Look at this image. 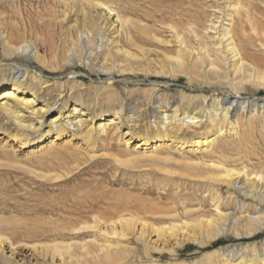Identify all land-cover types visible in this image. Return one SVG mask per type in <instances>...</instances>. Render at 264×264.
Instances as JSON below:
<instances>
[{
    "label": "rangeland",
    "instance_id": "1",
    "mask_svg": "<svg viewBox=\"0 0 264 264\" xmlns=\"http://www.w3.org/2000/svg\"><path fill=\"white\" fill-rule=\"evenodd\" d=\"M101 1L123 21L119 26L113 23V16L101 20L100 27L106 26L105 37L110 36L114 43L120 42L138 53L140 49L129 44L132 37L142 49L150 50V60H166L174 57L178 50L177 45L171 43L176 39L173 28L191 49L201 51L192 32L194 25L199 38L209 45L218 73L158 77L152 70H128L124 74L107 75L100 73V65L105 63L104 70H112L116 59L104 60L99 55L92 57L88 65L77 59L75 64L61 68L57 67L58 63H54L56 68L28 63L31 71L45 70L42 76L48 82L38 86L37 97L51 107L43 127L44 137L28 130L31 135L24 147L18 142L10 147L14 141L4 146L8 137L12 140L16 134L17 125L15 122L10 127L0 124V217L5 221L0 225V234L7 235L13 244L6 255L0 253V264H67L62 261L64 256L57 255L55 262L44 256L46 251L41 248L48 244L71 245L74 261L82 264H237L222 256L230 251L243 254L240 264H264V231L252 237L225 235L203 245L193 241L177 245L174 239L156 249L132 232L119 237L122 240L118 241L117 235L100 229L96 223L98 220L109 224L129 215L142 222L169 223L172 215L190 220L203 213L215 214L217 206L226 212H239L236 203L244 200L233 187L204 177L206 169L198 174L185 166L195 163L205 168L207 164H225L264 177V113L260 116L257 112L241 110L227 120L222 117L220 126L216 120L205 116L202 126L189 127L183 125L179 117L184 111L207 112V108L217 105V100L226 96L264 99V83L256 79L260 72L264 74V0H236L237 3L231 0ZM63 9L65 6L59 0H1L0 32L19 42L24 20L28 30L33 27V33L26 31L27 39L36 41V34L39 35L35 43L47 58L55 54L64 56L70 42L69 26L72 25L74 37L76 28L93 30L97 26L89 22V12L85 10L83 14L79 8L71 11L70 22L62 26L59 20ZM224 25L235 38L263 40L237 42L248 71L237 73L236 77L227 74L221 47L217 45ZM140 26L147 27L148 32ZM43 40L49 42V46H45ZM79 52L86 61L90 51L81 48ZM0 62V82L4 76L10 79L11 66L26 69L22 62L10 61L4 56L1 39ZM126 63L124 66H128ZM64 99L79 101L91 116L89 126L82 128L75 124L67 128V133L49 148V139L56 134V130L48 131L52 127L50 121ZM72 102L69 100V104ZM159 104L162 110L170 112L178 108L177 116L164 124L153 116ZM116 113L120 128L112 123L105 132H90L100 115ZM129 128L134 135L130 144H126L125 139L130 135L122 131ZM144 131L152 132L155 138L160 131L156 144L159 146L142 153V158L127 162V158L135 159L136 155L127 154L135 152L134 147ZM206 131L214 138L207 150L193 151L187 147L180 151L172 142L184 137L192 140L196 134ZM72 133L80 137L71 138ZM165 159L174 162L165 163ZM248 203L254 207L251 200H247ZM77 246L85 254H81ZM98 246H109L113 251L119 250V254L112 261L102 256L98 263L93 257L99 253Z\"/></svg>",
    "mask_w": 264,
    "mask_h": 264
},
{
    "label": "bare ground",
    "instance_id": "2",
    "mask_svg": "<svg viewBox=\"0 0 264 264\" xmlns=\"http://www.w3.org/2000/svg\"><path fill=\"white\" fill-rule=\"evenodd\" d=\"M231 2L237 3L236 0H231ZM59 3L65 6V9H63V13L59 20V23L62 26L65 23L70 22L72 16L71 11L74 8H79L83 14L85 13V10H87L90 14L89 22H91L94 26H97L93 30H82L80 28H76L75 37L73 36L71 30L72 25L69 26L68 40L70 42L69 46L66 47L64 56L62 55L61 57H58V54H55L51 59L47 58V55L43 54L39 48V45L35 43L36 41H39V35L36 34V41L27 39L26 31L28 30V27L24 20H22L23 32H19V42H14L11 40L9 34L0 32L4 56H6L10 61L17 63L22 62L26 68L25 71H23L21 68L11 66L10 70L12 72L10 73V79H8L7 76H4V79L0 82V124H2L4 127H10L12 122H15L17 125L16 134H14L12 140L9 138L10 136H7L9 140H6L4 146L6 143L12 144L13 141L14 144L10 145V147L15 146L17 142L22 143L20 147L28 145L31 135L28 133V130L33 131V134L39 133L43 135L41 138L44 137L43 127L46 119L48 118L51 106L48 105L46 101L39 100L37 97V89L38 86L42 85L43 83L45 84L48 81L43 80L42 74L44 75L45 73L44 69L41 70V72L36 70L31 71L30 68L27 67L29 66L28 63H40L42 65L48 66L49 68H56L54 67V63H58L57 67H65L70 63L75 64L74 61L77 59L81 64L86 62L85 64L88 65L91 63L90 60L92 57L99 55L100 58L104 60L110 59L111 57H113L112 59H116L115 62H117V64L114 65V69L112 70H104L105 63L100 65V73L107 75L116 72L124 74L127 73L128 70L131 72L135 70H152L153 74H155L154 76L158 77L171 75L175 76V74L178 73H187L191 76L205 75L214 73L215 71L218 73L216 70L218 67H216L217 64L216 60L214 59L215 57H211L208 49L209 45L207 46V44L199 38L198 32H196L194 25L192 27V32L198 39V47L201 48L200 52L191 49L188 45V42H185L184 38L172 27L176 39L175 42L171 43H175L177 45V54L174 57L171 56L166 58V60L154 61L149 59L150 50L142 49V46L133 40L132 37L129 39V44L130 46L139 48L140 52L138 53L124 47L120 42L114 43L110 36L107 38L105 37L104 29L106 26H100L101 20L106 19V16L108 18L113 16L112 19H114V24L118 23V25L121 26L123 23L121 18L106 2L101 0H59ZM233 6H236V4H233ZM21 19H23L22 16ZM140 28L143 31L148 32L147 27L140 26ZM18 30L21 31L20 29ZM28 31L33 33V27H30ZM95 35H97L96 38H94ZM218 36L219 44L217 45L221 47V54L223 55V60L226 62L225 66H227L228 69L227 74L232 76L234 75V77H236L237 73L244 74L247 72L248 67L242 60L241 53L237 47V42L253 43L263 42V40L256 37H247L244 40L241 36L235 38L232 35L229 27L225 25L221 29L220 35ZM42 42L45 46H49V42H46L45 40ZM262 45L264 46L263 43ZM81 48H84L87 52L90 51L88 58H85L86 61L83 60L82 54L79 52ZM125 62H127L126 65L128 66H124ZM256 79H258L261 83H264V74H261L260 72ZM69 100H72L73 102L69 104ZM217 101V105L207 108V112L203 110V112H197L194 110L191 113L184 111L182 113V117H179V121L182 122L183 125H188L189 127L202 126L204 124H202V120L205 116H207L211 120H216L217 125L220 126L222 117L224 120H227L231 115L237 114L241 112V110L243 112L247 111L250 113L257 112L260 114V116L264 113V99L252 100L247 98L241 99L239 96H226L224 99ZM82 107L83 106H81L78 100H63V105H61L58 113H56L54 118L50 121L52 127H50L48 131L56 130V134L49 139V143L47 144L49 148H51L52 145L62 137V135L67 133V128H73L75 127V124L82 128L89 126L88 122L90 121L91 116L89 115V112H87V110L83 109ZM157 110V112H153V116L156 115L165 124L170 119L177 116L178 108H176L174 112H170L168 109L162 110V106L159 104ZM117 115L118 113L114 114V116L106 117L100 115V119H98L96 123L93 124L90 132H92V130L105 132L112 123H116L115 127L120 128L121 121L116 120ZM27 120H29L30 123H26ZM219 130L221 131V128ZM122 132L124 135H130L129 138L125 139L126 144H130L132 139L131 136L132 134L134 135V132L131 130V128H129L126 132ZM151 133L150 131H147L139 136L140 141H138L134 147L136 153L128 152L127 154L129 157L136 155L134 157L135 159L127 158L125 159L127 162L136 161L138 158H142V153L144 154V152L148 150H155L159 146L156 144H158L160 140L158 137H160L161 132L157 131V138H155L156 135ZM70 137L77 138L80 137V135L72 133ZM70 141L71 139H68V142ZM213 141L214 138H210L208 136V131L202 132L201 134H196V137L192 140H187L185 137L180 139H172V142L175 143L176 147H178L180 151L187 147H190V149L193 151L199 149L207 150ZM169 162H174V160L165 159V163ZM197 166L199 165L192 163L191 165H187L185 167L191 169L193 173L196 172L198 174L201 173L203 169H206L207 174L204 177L208 176V179L212 181L227 184L233 187L243 197V202L237 201L236 203V206L239 207V212H226L217 206L215 208V214L212 213L207 215L203 213L190 220L187 218L182 219L178 215H172L170 217L169 223L165 222L161 224H155L146 221L142 222L138 218H134L133 215L122 216L118 220H115L109 224H101L98 220H96V223L99 224L98 226L100 229L109 230L111 231L110 233L117 235L118 241L122 240V238L119 237L127 236V232H132L135 233L139 239L146 241L148 246L149 244L153 245V247L156 249L161 248L162 243H170V241H173L174 239L175 244L177 245H183L185 242L189 241L203 245L216 241L225 235H233L236 237H252L264 231V177L262 175L249 173L246 170H239L233 167H227L225 164H207L205 165V168ZM247 200H251L252 203H254V207H251L250 203L247 204ZM4 223L5 221L2 220V217H0V225H3ZM12 245L13 244L7 235L4 236L3 234H0L1 254L6 255V250H11ZM163 245L164 244H162V246ZM121 246L123 247V245ZM77 247L81 254H85V251L82 250L80 246ZM41 249L46 251L44 256L51 257V260L54 262L56 260V256L59 255L62 257L64 256V260L62 259L64 263L82 264V262L79 260L74 261V257L71 254L72 247L69 244H48L42 246ZM98 252L99 253H97L96 256H93L94 261H98V263L100 261V257L102 256L105 260L112 261L114 257L119 254V250L113 251V249L109 246L101 248L98 246ZM222 256L224 258L228 257L229 259L227 260L229 261H236L237 264H240L241 261H243V254L241 252L234 254L233 251H230L222 253ZM86 259L90 260V257H86Z\"/></svg>",
    "mask_w": 264,
    "mask_h": 264
}]
</instances>
